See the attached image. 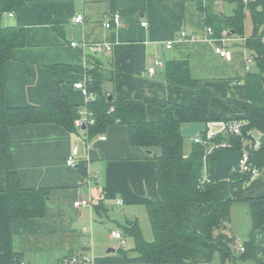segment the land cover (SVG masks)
Wrapping results in <instances>:
<instances>
[{"label":"crops","instance_id":"1","mask_svg":"<svg viewBox=\"0 0 264 264\" xmlns=\"http://www.w3.org/2000/svg\"><path fill=\"white\" fill-rule=\"evenodd\" d=\"M220 8L233 12L234 4L224 1ZM249 12L247 8L246 16ZM114 13L120 14L121 23L107 28L103 21ZM80 14L83 20L77 23L74 18ZM144 21L146 26L140 25ZM11 25L25 28L26 45L13 48L4 64L9 106L46 105L52 85L59 81L62 93L86 111L88 98L74 84L87 81L81 68L99 62L114 70V80L105 86L117 100L145 99L148 118L162 120L167 117V103L185 104L194 94L190 87L166 81V64L186 60L198 87L211 94L213 119L245 115L232 96L246 98L245 76L252 70L246 40L228 41L234 52L229 61L216 53L215 42L203 37L207 23L197 0H25L11 11L0 9V27ZM183 30L197 40L178 39ZM170 39L175 42L167 47ZM74 40L79 47L71 46ZM108 41L113 42L111 50L93 51L94 44ZM62 64L79 69H62ZM153 66L156 70L151 75ZM181 128L184 135L187 128L183 124ZM8 133L7 145H0V264H15V253L25 264H59L64 257L83 253L93 258V264H152L126 262L114 243L122 244V240L112 232L120 230L123 235L128 218L138 219V211L147 210V202L159 199L155 159L159 147L131 145L127 126L118 122L95 136L89 135L86 126L71 132L54 123L12 126ZM193 145L194 141L185 144V152ZM75 147L79 148L77 168L66 161ZM8 153L22 187H46L51 192L44 217L9 220ZM245 187L246 196L264 195V173ZM83 198H90L92 206L74 205ZM119 199L123 202L118 203ZM230 217L229 232L235 238L234 247L241 251L239 244L252 232L249 202L232 201ZM85 241L91 246L83 250ZM256 246L264 260V224L256 230ZM226 262L257 264L251 258Z\"/></svg>","mask_w":264,"mask_h":264},{"label":"trees","instance_id":"2","mask_svg":"<svg viewBox=\"0 0 264 264\" xmlns=\"http://www.w3.org/2000/svg\"><path fill=\"white\" fill-rule=\"evenodd\" d=\"M230 1L234 11L225 14L221 3ZM25 0H0L2 12L11 11ZM197 7L205 15L207 26H212L217 35L223 30L230 34L244 36L247 8L254 22L253 32L246 38L257 71H248L245 76L246 95L244 99L233 97L235 104L245 112L243 131L258 134L260 145L249 148L252 163L264 173V0H197ZM26 31L23 26L0 27V145H7L9 128L36 123L57 124L74 132L80 117V108L61 91L60 82L52 85L46 105L14 107L5 102L4 64L13 48L25 46ZM58 65H56L57 67ZM62 69L78 70L68 64ZM166 81L187 86L194 94L185 104L174 102L165 105L167 117L150 120L147 114L148 101L145 99L117 100L105 86L114 80V70L103 68L95 62L91 67L81 68L87 74L86 84L94 98L88 100L86 110L94 119L87 124L90 136L104 133L111 124L118 122L127 126L129 142L136 147L150 150L159 147L157 160V189L159 199L147 202L153 240L142 234L139 220L129 219L123 224V235L132 236L134 244L126 250H119L126 262L152 264H208L216 252L226 264L228 260L253 259L264 264L257 254L256 230L264 224V195L246 196L245 186L249 174L229 171L228 180H215L214 165L221 150L208 155L211 181H203V167L206 154L204 143H195L185 152V137L182 124L185 122L209 123L215 121L209 113L211 94L198 87L197 80L191 77L186 60H170L166 64ZM111 107H114L111 110ZM228 121V118H219ZM213 142L228 140L231 147L241 153L243 143L239 136L218 134ZM7 189L9 220L41 218L46 214L50 191L46 187H22L20 177L10 153L7 154ZM244 200L250 204L252 232L243 243L244 251H237L235 238L229 232L230 207L232 201ZM100 204L96 209L100 208ZM15 264H21V256L14 254Z\"/></svg>","mask_w":264,"mask_h":264},{"label":"built area","instance_id":"3","mask_svg":"<svg viewBox=\"0 0 264 264\" xmlns=\"http://www.w3.org/2000/svg\"><path fill=\"white\" fill-rule=\"evenodd\" d=\"M247 1V0H245ZM10 16H14V13L11 12ZM83 20V15H78L74 18L75 22H81ZM121 23V16L119 13H114L111 17L105 18L103 21L104 26L113 27V26H119ZM140 25L146 26V21L141 22ZM203 37L211 42H215V52L218 53L221 57H223L226 60H230L233 57L234 52L230 49L229 46H227L228 41H241L243 42L246 40V37H242L240 35L230 34L229 31L223 30L221 35H217L215 33V29L212 26H207L205 33ZM180 40L183 39H189V40H197L196 36L194 34H189L186 30H183L180 34V37L178 38ZM175 42L174 39H170L167 42V47H172L173 43ZM72 47H79L80 44L77 41H71ZM113 47V42L108 41L104 43H97L93 46V51H102V50H111ZM253 60V59H249ZM249 69V67L247 66ZM155 66L149 68V73L151 75H154L155 73ZM74 86L81 89L88 100L93 99L95 96L92 92L89 91V88L86 84V82L78 81L75 82ZM114 107H111V110H113ZM80 117L76 119L75 124L77 127L86 126L87 124H93L94 119L89 116L88 110L82 111L80 110ZM243 125L244 121L240 119H230L228 121L226 120H220V121H212L207 123V131L203 133L201 136L196 137L193 141L195 143H204L206 145V154H205V161H204V167H203V181H211V172L209 167V158L208 155L214 153L216 150L226 151V150H234L231 148L234 144L232 142H229L228 140H221L213 142V138L216 137V135L222 133L225 135H236L240 137L241 142L243 143L241 147V153H238V157H240V171L244 174H249L250 179L255 178L261 173L262 171L259 170L251 161L249 148L257 147L260 145V140L256 139L255 134H250L252 131L250 130L248 133H244L243 131ZM217 126V127H216ZM102 138H105V136H101ZM260 139V138H259ZM235 151V150H234ZM79 153V148L75 147L72 152L67 156V164L71 167L77 168L78 167V161L77 156ZM233 170V168H231ZM230 170V171H231ZM235 171V170H233ZM93 180V177H90L89 183H91ZM118 203H122L123 200L119 199L117 200ZM92 200L90 198H83L81 200H77L74 205L75 206H83L88 205L92 206ZM87 227H84L83 231L86 232ZM112 235L120 238L122 240V244L125 245V238L124 235H122L120 230H113ZM91 246V243L89 241H85L82 245L83 250L89 249ZM241 247V251L245 250V247L243 244H239ZM25 264V263H21ZM47 264V263H43ZM59 264H93V258L89 256L86 253L83 254H71L67 257H64Z\"/></svg>","mask_w":264,"mask_h":264},{"label":"rangeland","instance_id":"4","mask_svg":"<svg viewBox=\"0 0 264 264\" xmlns=\"http://www.w3.org/2000/svg\"><path fill=\"white\" fill-rule=\"evenodd\" d=\"M223 10L226 14L232 12V11H227V9H225V8ZM244 22H245L244 36L250 37L252 34V31H253V27H254V22H252V15L250 12L245 17ZM248 65H249V67H251L252 71L258 70V67L253 60H249ZM183 126L187 128L186 133L184 134V137H185L184 143L188 144V145H191L192 141L196 137L201 136L203 134V132L206 131L204 123H202V122H200V123L186 122L183 124ZM255 136H256V139L259 140V135L255 134ZM137 218L139 219V224H140L142 234H144L146 239H148L150 241L153 240L154 234L152 232L151 222H150V219L148 218L147 210L144 207H143V210L138 211ZM125 238H126L125 239L126 246L125 245L122 246V244H120V241L116 240L114 242V243H118V245H116L118 249L123 247L124 249L129 250L133 246L134 241H133L132 236L128 235L127 237L125 236ZM208 264H224L221 260L219 252H216L214 254L213 259Z\"/></svg>","mask_w":264,"mask_h":264},{"label":"water","instance_id":"5","mask_svg":"<svg viewBox=\"0 0 264 264\" xmlns=\"http://www.w3.org/2000/svg\"><path fill=\"white\" fill-rule=\"evenodd\" d=\"M85 128V126H82ZM150 151V150H149ZM240 171V157L234 150L222 151L217 155L214 165L215 180H228L230 177V170Z\"/></svg>","mask_w":264,"mask_h":264}]
</instances>
